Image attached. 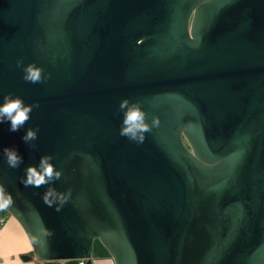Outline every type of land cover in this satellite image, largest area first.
<instances>
[{
	"label": "water",
	"instance_id": "1",
	"mask_svg": "<svg viewBox=\"0 0 264 264\" xmlns=\"http://www.w3.org/2000/svg\"><path fill=\"white\" fill-rule=\"evenodd\" d=\"M9 93L38 103L0 123L4 210L36 260L92 264L99 240L115 264H264V0H0ZM137 102L158 117L143 143L120 135ZM44 155L71 189L59 211L21 183Z\"/></svg>",
	"mask_w": 264,
	"mask_h": 264
},
{
	"label": "clouds",
	"instance_id": "2",
	"mask_svg": "<svg viewBox=\"0 0 264 264\" xmlns=\"http://www.w3.org/2000/svg\"><path fill=\"white\" fill-rule=\"evenodd\" d=\"M22 64V61L18 62V66ZM26 81L37 83L41 82L42 68L34 63L23 66L22 68ZM129 101L127 99L122 101L121 107H127ZM38 103L28 104L19 95L12 93L7 94L3 101L0 102V123L8 122L9 131L18 132L22 128H25L26 122L30 119L31 113L34 107H37ZM146 111L141 107L139 102L133 104L127 108L125 113V119L120 129V135L127 136L131 140H135L138 143H143L145 140V133L150 131L153 125L158 124V117H155L153 122L149 124L146 121ZM38 127H27L21 139L25 143H31L38 138ZM6 161L10 167H19L23 162V156L19 153V150L15 147H6L4 149ZM51 155H44L41 157L39 166L30 165L25 170V176L21 178V183L25 186L39 187L43 184H49L46 192L43 195V200L49 206L56 205V210L59 211L64 203L71 196V189L67 192H60L52 186V182L59 179L62 175L61 170H57ZM13 204V197L10 193L5 191L3 185H0V210L8 208ZM5 264H8L5 261ZM17 264H25L23 261H17Z\"/></svg>",
	"mask_w": 264,
	"mask_h": 264
},
{
	"label": "crops",
	"instance_id": "3",
	"mask_svg": "<svg viewBox=\"0 0 264 264\" xmlns=\"http://www.w3.org/2000/svg\"><path fill=\"white\" fill-rule=\"evenodd\" d=\"M31 257V259H24ZM25 264H88L86 260L48 261L41 262L34 258V249L26 232L20 223L8 216L7 223L0 232V264H17V261ZM92 264H115L107 249L101 242L94 244Z\"/></svg>",
	"mask_w": 264,
	"mask_h": 264
},
{
	"label": "built area",
	"instance_id": "4",
	"mask_svg": "<svg viewBox=\"0 0 264 264\" xmlns=\"http://www.w3.org/2000/svg\"><path fill=\"white\" fill-rule=\"evenodd\" d=\"M8 215L6 214L5 210H0V232L7 223Z\"/></svg>",
	"mask_w": 264,
	"mask_h": 264
},
{
	"label": "rangeland",
	"instance_id": "5",
	"mask_svg": "<svg viewBox=\"0 0 264 264\" xmlns=\"http://www.w3.org/2000/svg\"><path fill=\"white\" fill-rule=\"evenodd\" d=\"M6 212V214L8 215V216H11L7 211H5ZM97 241H99V240H97ZM100 242V241H99ZM34 249V248H33Z\"/></svg>",
	"mask_w": 264,
	"mask_h": 264
}]
</instances>
